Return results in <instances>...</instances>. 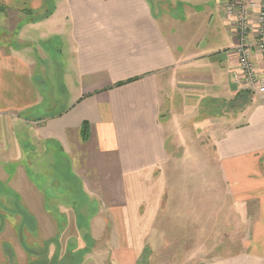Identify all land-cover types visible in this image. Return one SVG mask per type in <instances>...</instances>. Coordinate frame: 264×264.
I'll use <instances>...</instances> for the list:
<instances>
[{"label":"crops","instance_id":"0c3cea01","mask_svg":"<svg viewBox=\"0 0 264 264\" xmlns=\"http://www.w3.org/2000/svg\"><path fill=\"white\" fill-rule=\"evenodd\" d=\"M227 3L0 0L1 196L34 215L36 238L63 227L89 248L108 229L79 264H139L160 209L154 170L172 154L170 102L182 101L177 113L208 130V163L253 218L239 251L194 264H264V101L236 80Z\"/></svg>","mask_w":264,"mask_h":264},{"label":"rangeland","instance_id":"374dc122","mask_svg":"<svg viewBox=\"0 0 264 264\" xmlns=\"http://www.w3.org/2000/svg\"><path fill=\"white\" fill-rule=\"evenodd\" d=\"M170 105H175L167 125L172 154L167 165L154 170L153 186L163 187L160 209L146 244L148 251L142 253L139 264H194L235 254L243 246L253 218L240 212L227 193V184L208 163V130L193 124L182 111L177 113L175 108L182 109V101L176 105L172 100ZM57 189L64 187L58 185ZM2 191L11 193L4 180H0V264H79L84 251L105 248L101 243L107 239L108 229L94 235V244L89 248L79 245L82 249L78 246L79 234L69 236V243L64 236L71 235L70 230L65 232L63 227L51 233L55 238H36L34 215L20 208L17 198L2 197ZM66 208L70 209L61 206L60 210ZM17 209L22 212L17 213Z\"/></svg>","mask_w":264,"mask_h":264},{"label":"built area","instance_id":"2783aa9c","mask_svg":"<svg viewBox=\"0 0 264 264\" xmlns=\"http://www.w3.org/2000/svg\"><path fill=\"white\" fill-rule=\"evenodd\" d=\"M225 9L227 16L233 20L238 36L234 53L240 71L236 74V80L264 101V74L259 72L256 63L257 55L264 63V0H228ZM253 10H258L256 36L250 34Z\"/></svg>","mask_w":264,"mask_h":264},{"label":"trees","instance_id":"16d2710c","mask_svg":"<svg viewBox=\"0 0 264 264\" xmlns=\"http://www.w3.org/2000/svg\"><path fill=\"white\" fill-rule=\"evenodd\" d=\"M4 10H5V7L0 6V11H4ZM50 12H51L50 10L47 11V12H46V15H45L44 17H47V15H48ZM87 130H88V127H87V126H84V128H83L84 136H86L85 134H87Z\"/></svg>","mask_w":264,"mask_h":264}]
</instances>
